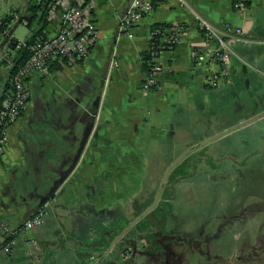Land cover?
Wrapping results in <instances>:
<instances>
[{
    "label": "crops",
    "instance_id": "1",
    "mask_svg": "<svg viewBox=\"0 0 264 264\" xmlns=\"http://www.w3.org/2000/svg\"><path fill=\"white\" fill-rule=\"evenodd\" d=\"M32 1L22 0L16 12L20 19L15 21L30 30L23 42L12 35L22 46L43 28V35L56 30V25L39 26L31 20ZM92 1L99 36L90 57L83 63L56 65L49 76H35L24 115L8 129L9 142L0 157V219L17 229L41 210L47 215L44 225L28 234L36 245L21 238L7 253L0 233V264H264V241L232 247L223 229L212 232L206 227L201 235L194 234L193 249L187 244L167 247L156 241L162 237L161 232L154 235L162 221L155 216H143L129 232L147 247L142 256L123 258L124 244H116L120 233L144 214L133 218L128 213L141 186L118 184L125 179L118 171L166 165L134 157H172L201 149L208 138L264 113V0H245L243 12L235 8L240 0H186L190 7L178 0H156L154 11L135 27V36L119 39L120 19L131 0ZM190 9L220 29L230 28V76L216 87L208 84L220 70L211 58L214 44ZM156 25L185 29L176 46L161 51L158 87L146 91L142 55L150 51ZM168 36L164 33L163 46ZM114 49L118 67L111 69ZM260 123L264 125V117L226 136ZM263 133L264 128L255 136L260 141L257 150L262 149ZM81 146L80 159L70 171ZM250 149L241 146L243 155ZM63 175L64 182L41 207ZM117 207L124 215L114 212ZM180 231L176 236H182ZM155 250L166 256H154Z\"/></svg>",
    "mask_w": 264,
    "mask_h": 264
},
{
    "label": "built area",
    "instance_id": "2",
    "mask_svg": "<svg viewBox=\"0 0 264 264\" xmlns=\"http://www.w3.org/2000/svg\"><path fill=\"white\" fill-rule=\"evenodd\" d=\"M182 6L190 7L186 0H178ZM156 0H131L120 19L117 30L118 39L126 36L133 38L137 24L155 9ZM239 12L246 10L245 0L235 3ZM95 4L92 0H44L35 24L52 25L56 30L50 34H39L30 46V58L21 65L13 74L11 87L4 93V101L0 109V157L4 154L8 142V129L15 124L25 113L32 98L30 82L35 76L45 77L51 74L54 66H65L85 62L91 55L98 41V27L93 18ZM199 29L207 40L214 44L211 58L213 64H217L220 70L213 73L208 79L212 87L218 86L230 76L229 65L233 51L229 44L232 38L230 28L220 29L214 26L206 18L193 9ZM14 19L19 20V14H14ZM25 23L29 22L25 20ZM184 27L175 25L172 28H152L150 51L153 52V65L147 74L143 88L152 91L158 87L159 74L162 66L157 59L164 47L172 48L180 42ZM169 33L165 45H162L164 33ZM158 43V45L156 44ZM20 48L22 44L18 45ZM18 47V48H19ZM115 50L112 53L110 68L118 67ZM47 212L41 210L26 220L17 229L13 228L5 219H0V233L5 239L3 249L11 253L22 239L26 244L36 245V241L28 237L31 231L42 227L45 223Z\"/></svg>",
    "mask_w": 264,
    "mask_h": 264
},
{
    "label": "rangeland",
    "instance_id": "3",
    "mask_svg": "<svg viewBox=\"0 0 264 264\" xmlns=\"http://www.w3.org/2000/svg\"><path fill=\"white\" fill-rule=\"evenodd\" d=\"M21 3L22 0H0V28L7 16H14ZM11 29L13 36L21 42L30 33L24 23L19 24L14 19L7 31H0V58L4 53L12 58L18 56V50H14L9 41ZM10 70L8 67L7 72ZM263 128L260 123L241 129L205 145L208 148L198 152L194 160L191 158L186 172L180 174L183 176L176 183L180 190L175 197V210H170L163 222L169 229H195L198 236L207 228L212 232L223 229L227 232L229 246L262 244L259 241H264V141L262 149L257 151L260 142L255 136ZM261 137L264 139V133ZM242 145L245 149L251 148L244 151L248 155L233 154L238 151L242 155ZM236 158L242 162L238 163L239 168L231 161ZM176 214L182 217L176 220Z\"/></svg>",
    "mask_w": 264,
    "mask_h": 264
},
{
    "label": "flooded vegetation",
    "instance_id": "4",
    "mask_svg": "<svg viewBox=\"0 0 264 264\" xmlns=\"http://www.w3.org/2000/svg\"><path fill=\"white\" fill-rule=\"evenodd\" d=\"M14 17V16H13ZM13 37H10V40H12ZM12 44V42H11ZM17 44L16 48H12L16 50L19 46ZM20 49V47L18 48ZM15 57L12 58L9 54H3L0 58V86H2L3 82L7 79L8 75L11 74L12 68L15 64ZM11 67V70L7 72V68ZM24 115V114H23ZM22 115V116H23ZM21 116V117H22ZM260 142V141H259ZM208 148L202 147L201 149H192L183 152L180 155L177 156H137L134 157L136 160H144L145 162H159V161H165L166 165L161 166H149L144 167L142 170H131L130 172L121 173L118 171L117 176L121 177L123 176L125 179L122 180L121 178L118 181V184H133L134 188H138L141 186L140 192L131 200L130 202V214L132 217H136L138 215H141L145 213V208H149L153 206L154 203L157 202L156 207L145 214V217H152L155 216L159 220L162 221V224L160 225L162 231H156L154 232L155 236H158L161 232V238H156L157 242H161L163 245H168L167 247H170L171 244H187L190 245L193 248H196L197 244H194L192 241V237L196 232L194 230H185L180 229V232H183L182 236H176L180 235L177 234L179 231H174L171 228L169 229L165 223H163L167 218V214L170 210H175V204L174 201L176 200V194L180 190L179 184H176L180 180L181 173L186 172L187 166L190 164L191 158L193 160L196 158V154L200 152L203 149ZM257 150V149H256ZM254 150V151H256ZM258 151V150H257ZM237 156H247L246 155H240L238 151L236 153H233ZM234 156V155H233ZM233 158V157H231ZM231 161L234 163V167L239 168L238 163L242 164L240 158L231 159ZM169 163V164H168ZM163 168V169H161ZM165 169V170H164ZM185 169V170H184ZM163 170V171H162ZM175 183V184H174ZM171 203V204H170ZM118 216L124 215L121 212V209L119 207L116 208L114 211ZM129 213V212H128ZM171 216V215H170ZM181 215L175 216V219L178 220ZM182 217V216H181ZM174 218V217H173ZM169 219V218H168Z\"/></svg>",
    "mask_w": 264,
    "mask_h": 264
},
{
    "label": "water",
    "instance_id": "5",
    "mask_svg": "<svg viewBox=\"0 0 264 264\" xmlns=\"http://www.w3.org/2000/svg\"><path fill=\"white\" fill-rule=\"evenodd\" d=\"M9 35H13V30L11 29V32ZM12 44H13V47L16 48L17 44H18V41L15 39V38H12ZM264 117V113H261L251 119H249L248 121L246 122H243L242 124H239L235 127H232L230 129H227L211 138H208L204 143H202V145H207L213 141H216L218 139H221L223 138L224 136H226L227 134L239 129V128H242L244 126H247L251 123H254L255 121H257L258 119ZM93 130V125H91L88 130H86L85 132V143L88 141L87 139L89 138V135L91 134ZM82 147L80 148L79 152H78V156H77V159L75 160V164L71 167L70 171H72V169H74V167L76 166L78 160L80 159V155L82 153ZM69 171V172H70ZM65 180V175H63L58 181H55L54 183V186L53 188L51 189V192L49 195L45 196L42 200H41V207H43L46 203L49 202L50 198L57 192L58 188L60 187V185L64 182ZM157 205V202L152 206L150 207L142 216L138 217L137 219H135L133 222H131L121 233L120 235L117 237L116 239V244L117 243H123L124 244V248L121 249L120 251L123 253V258H127V257H131L133 258V256H135V254H138L140 256H142L145 252V250L147 249V247L144 245V244H140V238L139 236H134V237H130L129 236V232L131 229H133L135 227V225H137L143 218V216H145V214L151 210H153ZM140 249H143V251H138ZM164 250L168 251L167 248L164 247ZM154 256L157 255L159 257H162L163 255L166 256V252H163V250H155L153 252Z\"/></svg>",
    "mask_w": 264,
    "mask_h": 264
},
{
    "label": "trees",
    "instance_id": "6",
    "mask_svg": "<svg viewBox=\"0 0 264 264\" xmlns=\"http://www.w3.org/2000/svg\"><path fill=\"white\" fill-rule=\"evenodd\" d=\"M44 0H42L41 2H43ZM41 2L38 4V2H31L30 3V7H29V12L31 15V20H34L37 16H38V12L41 8ZM246 5H248V2H245ZM14 17L12 16H7L4 20H3V24L0 28L1 30H8L10 28V25L12 23V21ZM169 25H156L154 26V28H167ZM45 28L41 29L40 31H38L34 36L30 37V39L27 40V42L29 43L28 46L23 45L20 49L17 48L18 50V56L15 59V64L14 67L12 68V72L10 75H8L7 80H6V85L4 87V91L2 94V97L0 99V109L2 107L3 101H4V93L6 92V90L8 88L11 87V80L13 77V74L17 71V69L23 65L29 58L31 55L30 52V46L32 45V43L34 42L35 38L37 35L42 34ZM158 45V43H156ZM153 50L152 51H148L146 53H144L142 55L143 58V62H144V66L146 68V72L147 74L150 73L151 71V66L153 65Z\"/></svg>",
    "mask_w": 264,
    "mask_h": 264
}]
</instances>
